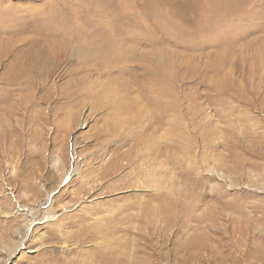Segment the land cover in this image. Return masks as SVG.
Here are the masks:
<instances>
[{
	"label": "rangeland",
	"instance_id": "374dc122",
	"mask_svg": "<svg viewBox=\"0 0 264 264\" xmlns=\"http://www.w3.org/2000/svg\"><path fill=\"white\" fill-rule=\"evenodd\" d=\"M104 238L111 264H264V0H0V264Z\"/></svg>",
	"mask_w": 264,
	"mask_h": 264
},
{
	"label": "bare ground",
	"instance_id": "6f19581e",
	"mask_svg": "<svg viewBox=\"0 0 264 264\" xmlns=\"http://www.w3.org/2000/svg\"><path fill=\"white\" fill-rule=\"evenodd\" d=\"M145 2V1H144ZM78 33V32H77ZM111 34V33H110ZM89 34L86 33V31H82L80 30L79 32V39L80 42L82 44H79L77 46V51H78V55L79 57L82 56L83 57H88L89 59L94 58V59H101V58H106V59H111L112 55L114 53H116L115 51H117L116 49H114V40L111 39L110 37H107L108 34L104 35L96 44L94 43V41L92 42L89 37ZM96 40V39H95ZM87 41V42H86ZM84 42H86L85 44H83ZM121 43V42H120ZM118 44V43H117ZM122 45V44H121ZM126 45V44H123ZM118 47V45H117ZM38 48V47H37ZM58 48H64L63 46H60ZM29 49V48H28ZM52 49V48H51ZM65 49V48H64ZM121 49V48H120ZM31 50V49H30ZM131 50V49H130ZM119 51V50H118ZM129 52V51H128ZM126 53V52H125ZM122 54V53H121ZM124 54V53H123ZM153 55V54H152ZM114 57V56H113ZM23 59V58H22ZM33 59V58H32ZM38 59V58H37ZM41 59V58H40ZM46 59V58H45ZM87 59V60H89ZM105 59V60H106ZM36 60V59H35ZM86 60V61H87ZM83 62V60H82ZM157 62V61H156ZM159 62L158 64L155 65L156 67V73L157 75L161 74V68L159 67ZM35 66H33L31 69H29V71L27 72L26 76L30 77L29 79H26V82L28 81L30 85H34L35 84V79H34V75H37L38 73L36 72ZM25 76V77H26ZM26 77V78H27ZM47 77V76H46ZM17 82V80H14ZM98 235V234H96ZM97 237V236H95ZM94 239V238H93ZM106 239L104 238V246H98L96 248V253L99 256L94 255L95 257L92 260H96V258L98 257H103L106 264H111V259H112V252L111 249H103L105 246L107 247H112L111 243L108 241V244L106 243ZM117 248V247H116ZM113 250V249H112ZM116 250V249H115ZM115 253V252H114ZM116 257V256H115ZM91 259L87 262V264H93V261ZM115 260V259H114ZM124 261V260H123ZM114 263V261H113ZM120 263V261H119ZM126 263V262H125ZM127 264V263H126Z\"/></svg>",
	"mask_w": 264,
	"mask_h": 264
}]
</instances>
